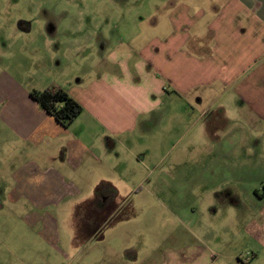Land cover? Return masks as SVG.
Returning <instances> with one entry per match:
<instances>
[{"label":"crops","instance_id":"1","mask_svg":"<svg viewBox=\"0 0 264 264\" xmlns=\"http://www.w3.org/2000/svg\"><path fill=\"white\" fill-rule=\"evenodd\" d=\"M160 3V8L166 5L162 7L166 12L164 28L159 29L157 20L148 22L144 28H129L122 48L117 46V35L113 42L103 38L105 44H101V34L106 33L107 28L81 29L83 35L77 38L80 42L70 43L72 57L75 56L78 63L71 61L66 67L59 63L52 66V74L47 73V83L38 89L61 88L80 104V113L67 127L35 102L30 89L3 74L0 77V153L15 156L17 148L28 147L22 163L12 171L14 191L36 208L72 199L78 192L76 182L88 181L91 195L82 202L91 200V210L103 215L98 223L100 231L112 224L113 229L117 225L126 228L134 219L137 224L141 223L138 211L142 215L144 210L139 195H154V203L162 214L153 211L152 219L161 216L164 221L175 219L179 225H188L184 230L189 235L188 242L161 247V259L156 264H245L234 250L222 251L221 255L218 250L208 251L202 245L190 243V240L200 241L202 236L209 241L213 240L208 237L217 238L214 226L218 234L221 230V226L213 225L217 218L220 224L223 218L230 220L236 226L235 232L239 228L252 240L253 250L248 260L255 264L264 258V218L249 219L244 224L238 214L231 212L230 217L220 211L227 212L228 204L238 206L240 202L239 185L246 178L242 169L245 160L253 166L258 164L253 154L240 153L242 143L251 138L261 156L264 0H161ZM148 17H153L152 12ZM118 29L115 26L116 34ZM69 33L74 34V31ZM64 46L62 43L61 49L64 50ZM61 54L63 59L71 60L66 53ZM209 109L222 114L224 119H229L227 114L233 115L231 111L239 110L248 120L223 122L218 117L205 125L204 143L209 148L199 157L204 163L201 170L151 172L138 169L130 173V169H125L128 175L120 172V176L135 179L128 182L118 176L103 177L119 175L114 163L117 148L121 155L126 150L131 157V142L126 143V140L132 139L136 132L144 135V122L157 124L175 113L190 117L195 111L200 118ZM248 129H253L254 135L248 134ZM230 145L232 155L228 153ZM133 159L142 165L141 156ZM258 171L257 165L255 172ZM150 175L156 180L145 184L144 179ZM164 175L177 179L176 184L159 181ZM248 177H254L253 173ZM99 182H108L111 188L102 186L96 194L95 186ZM182 188L192 194L196 202H201L198 205L201 212L209 208L210 216L205 218L204 225L201 212L196 215L188 206L171 207L158 197L161 192H176ZM252 192L253 196L261 197L253 187ZM261 199L264 200V194ZM134 203L138 211H134ZM47 217L43 215L46 222ZM164 232L162 240L180 238L175 228H165ZM102 236L99 232L98 238ZM111 236L116 238V233L112 232ZM217 243L223 246V242Z\"/></svg>","mask_w":264,"mask_h":264},{"label":"rangeland","instance_id":"2","mask_svg":"<svg viewBox=\"0 0 264 264\" xmlns=\"http://www.w3.org/2000/svg\"><path fill=\"white\" fill-rule=\"evenodd\" d=\"M160 2L161 0H0V77L3 74L9 75L27 89H38L47 83V73L52 74V69L57 63L62 67H66L71 61L78 63L74 59L75 56L72 57L74 52L73 48H70V43L80 42L77 38L83 35L81 29L91 31L98 27L107 28L108 31L101 34V44H105L103 38L113 42L117 35V46L122 48L125 35L128 36L125 32L129 28H144L152 20L158 21L159 29L166 26L165 11L162 10L166 5L160 8L158 7ZM151 12L153 17H148ZM115 26L116 29L119 28L118 34L114 31ZM71 30L74 34L69 33ZM62 43L65 44L64 50L61 49ZM129 44L135 43L129 42ZM83 48L89 49V47ZM61 52H64V55L66 53L71 60L63 59ZM166 105L167 103L164 106ZM231 112L233 118L231 115H226L229 119H224L222 114H216L215 110L209 109L200 118L199 113L195 111L190 117L189 114L175 113L163 121H158L157 124L144 122L145 134L137 135L136 132L132 139L126 140V143L131 142V157L126 150L124 155H121L120 148H117L114 163L119 169L116 172L119 175L105 174L103 177L118 176L123 179L120 172L127 176L129 171L135 173L138 169L143 171L147 169L151 172L201 170L204 163L199 157L209 148L204 143L205 125L215 122L218 117L223 122L232 120L247 122L248 119L239 110ZM247 132L254 135L253 129H248ZM263 133L262 123L261 156H258L256 150L258 147L252 144L251 138L245 144L242 143L243 152L240 153L245 156L253 154V159L258 164L253 166L252 162L246 163L247 159L244 164L236 162L240 166L243 164L242 169L246 173V178L239 185L242 192L241 199L238 206L228 204V208L232 209H228V213L225 212L226 210L220 211L229 214L230 217L231 212L238 214L237 217L242 218L244 224H247L249 219L264 218L262 217L264 200L261 199L264 194ZM26 149L28 147L17 148L15 156L0 153V264H156L161 259V247L189 241V235L184 230L188 225H179L172 218L164 221L163 216L152 219L153 211H157L158 215L162 212L154 203V195L149 197L144 193L139 195L144 210L142 215L136 203L133 205L134 211H138L142 218L141 223L137 224L134 219L133 224L127 225L126 228L117 225L116 229H113L114 224L106 225L96 235H90L91 229L98 225L103 215L91 210L92 204L90 207L84 208V204L77 207L78 201L82 202L91 195L86 180L76 182L79 187L78 192L73 195L74 199L66 198L59 205L51 204L36 208L24 196L17 195L14 191L15 178L12 171L22 163L20 161L25 157ZM232 149L233 146L230 145L228 147L230 155L233 153ZM236 149L238 150V147ZM140 156L142 165L137 164L133 159ZM194 159L197 160L196 163L193 162ZM257 165L259 171L255 172ZM250 173H253L254 177H248ZM152 176L154 175L144 179L145 184L156 180ZM123 180L128 182L135 179L128 176ZM176 180L165 175L159 178V181L171 185L176 184L174 183ZM252 187L259 193L260 198L256 194H254L256 196L252 195ZM191 195L182 188L176 192H161L158 197L164 203L171 204V207L188 206V210L191 207L193 209L191 213L199 215L201 205L199 207L198 205L201 202H196ZM81 207L84 208L83 212L80 210ZM207 209L204 208L201 212L203 225L205 218L210 216ZM43 215L48 216L50 223L45 221ZM213 216L216 218V213H213ZM217 219L218 221H213L217 222L213 225L221 226L219 234L217 227L214 226L217 238L208 237L213 240L209 241L202 236L200 241L195 239L190 240V243L202 245L208 251L218 250L221 255L222 251L234 250L241 260H245V264H252L248 260L253 250L252 240L241 233L239 228L235 232L236 226H233L230 220L225 221L223 218V223L220 224L219 218ZM168 227L178 230L180 238L167 237L162 240L164 229ZM99 232L103 233L102 238H98ZM112 232L116 233V238L111 236ZM217 241L223 242V246H219ZM138 243L139 245H136ZM215 247L217 248L214 249ZM129 253H132V256ZM255 264H264V258H260Z\"/></svg>","mask_w":264,"mask_h":264},{"label":"trees","instance_id":"3","mask_svg":"<svg viewBox=\"0 0 264 264\" xmlns=\"http://www.w3.org/2000/svg\"><path fill=\"white\" fill-rule=\"evenodd\" d=\"M29 94L43 110L53 116L54 119L58 121L63 127L69 126V124L81 111L80 104L61 88L50 87L41 90L32 89L30 90ZM102 186L111 188L108 182H99L95 186L96 194L99 193ZM88 202L89 201H84L82 203H79L78 205L81 206L82 204H84V208L89 207L91 203L88 204ZM78 205L77 207L79 208ZM84 208L81 207L80 210H82L83 212ZM75 212L76 211H74V213ZM98 230H100V225L93 227L90 231V235H96Z\"/></svg>","mask_w":264,"mask_h":264}]
</instances>
